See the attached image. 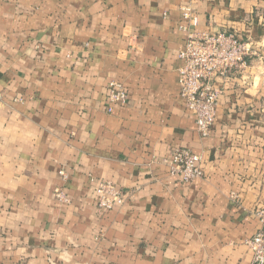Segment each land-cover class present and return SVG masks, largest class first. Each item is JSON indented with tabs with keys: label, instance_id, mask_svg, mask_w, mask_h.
I'll return each mask as SVG.
<instances>
[{
	"label": "crops",
	"instance_id": "crops-1",
	"mask_svg": "<svg viewBox=\"0 0 264 264\" xmlns=\"http://www.w3.org/2000/svg\"><path fill=\"white\" fill-rule=\"evenodd\" d=\"M184 8L191 33L235 30L256 53L217 79L205 139L179 95ZM112 81L129 102L109 113ZM180 148L202 157L189 185L165 163ZM101 181L122 207L97 211ZM258 208L264 0H0V264H252Z\"/></svg>",
	"mask_w": 264,
	"mask_h": 264
},
{
	"label": "built area",
	"instance_id": "built-area-1",
	"mask_svg": "<svg viewBox=\"0 0 264 264\" xmlns=\"http://www.w3.org/2000/svg\"><path fill=\"white\" fill-rule=\"evenodd\" d=\"M186 25L180 29L187 38L178 51L182 62L178 69L179 95L186 108L195 117L196 131L202 138H208L216 121L217 106L221 89L216 86L218 78H227L234 72L246 71L255 56V47L250 40H244L235 30L217 33H191L190 26L198 24L190 8L183 9ZM108 112L114 105H126L129 94L122 83L112 81L108 85ZM112 105V106H111ZM170 174L179 177L185 185L204 177L202 157L190 149L180 148L165 159ZM60 174L67 178L64 171ZM96 209L104 214L125 204L127 195L110 181H101L96 188ZM57 200L66 202L63 189H56ZM260 223L259 231L246 244L252 252V264H264V208L254 212Z\"/></svg>",
	"mask_w": 264,
	"mask_h": 264
}]
</instances>
